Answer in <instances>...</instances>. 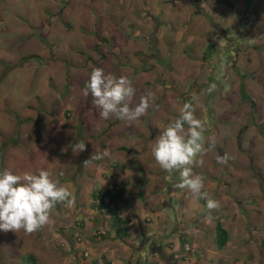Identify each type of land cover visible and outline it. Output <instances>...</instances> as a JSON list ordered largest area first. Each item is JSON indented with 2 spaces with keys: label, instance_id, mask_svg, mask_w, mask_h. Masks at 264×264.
Listing matches in <instances>:
<instances>
[{
  "label": "rangeland",
  "instance_id": "obj_1",
  "mask_svg": "<svg viewBox=\"0 0 264 264\" xmlns=\"http://www.w3.org/2000/svg\"><path fill=\"white\" fill-rule=\"evenodd\" d=\"M211 1L0 0V171L47 170L74 198L71 205L58 203L37 232L0 230V264H25L22 255L29 253L34 264H87L91 252L126 251L122 243L131 244L138 230L168 232L170 219L163 230L161 222L154 229L148 214L140 229L133 220L120 240L109 218L88 207L89 194L113 182L125 161L158 176L151 146L179 117L183 95L204 122V152L196 158L203 163L191 166L193 174L220 207L209 214L205 199L177 189L179 176L172 180L183 199L178 213H187L181 222L186 240L181 245L180 235L169 237L167 251L179 264H264V24L220 3L226 0L206 8ZM206 45L212 48L204 55ZM221 47H232L226 57L218 54ZM94 68L131 80L130 106L150 95L146 113L134 122L101 119L91 96L82 95ZM210 75L216 82L204 93L199 87ZM129 125L135 128L127 137ZM80 142L85 151L73 152ZM105 150L108 156L90 159ZM225 154L227 163H218ZM148 204L159 208V202ZM132 205L121 202L119 214L130 217ZM217 219L227 231L222 248L213 237ZM95 231L108 238L100 240Z\"/></svg>",
  "mask_w": 264,
  "mask_h": 264
},
{
  "label": "clouds",
  "instance_id": "obj_2",
  "mask_svg": "<svg viewBox=\"0 0 264 264\" xmlns=\"http://www.w3.org/2000/svg\"><path fill=\"white\" fill-rule=\"evenodd\" d=\"M134 93L132 82L126 76L117 78L106 75L102 68L92 70L82 90L85 98L91 96L92 105L98 110L101 119L114 117L128 122L137 121L149 108L150 95L141 96L138 104L130 106ZM194 111L191 103H185L179 109V117L159 132L151 146V153L162 170L169 174L179 173L180 179L175 185L177 189L206 200L210 214L220 204L202 192L203 178L194 175L191 167L194 163L202 165L203 161H197L196 158L204 152V122L195 117ZM85 149L83 142L73 145V152L79 153ZM108 155V150H105L103 153H94L90 159H103ZM228 159L225 154L218 156L217 162L226 164ZM65 201L71 205L74 198L66 187L51 178L47 170L22 174H14L7 169L0 171V230L4 232L23 231L30 235L39 231L49 224L52 209Z\"/></svg>",
  "mask_w": 264,
  "mask_h": 264
},
{
  "label": "crops",
  "instance_id": "obj_3",
  "mask_svg": "<svg viewBox=\"0 0 264 264\" xmlns=\"http://www.w3.org/2000/svg\"><path fill=\"white\" fill-rule=\"evenodd\" d=\"M200 1L202 2L203 0H200ZM213 1H211V2H213ZM215 1L216 2L214 4L213 3L209 4V6H206V8H208V9L213 8L215 10L218 8V6H220V3H221L222 5L229 7V9H233V6L236 5L235 8L238 9L240 15H241V13H242V16H244L245 14L248 15L251 12L250 13L251 16L253 15L254 17H256V24H258V23L264 24V1H257L256 2V0H229V1L226 0V1H223L220 3L217 0H215ZM238 11H236V12H238ZM209 14H211V13H209ZM196 15H199V14H196ZM196 19H194V21ZM242 26H244V25H242ZM225 47H227V46L225 45ZM221 48H223V47H221ZM224 50H226V49L223 48V50H221L219 52V55L226 57L227 54H229L231 49L229 50L228 53H227V51H224ZM184 60H188V59L185 58ZM206 60L207 59L202 61V63L204 64L205 62H207ZM189 62H191V61H189ZM212 81H215V80H212ZM254 81L259 82V79H256ZM210 82L211 81H209V83H207L205 87H199V89L204 90L203 92L206 93L207 92L206 90L209 89V87H211V85H209V87H208V84H210ZM261 82L262 83H261L260 89L262 90V87L264 88V80H261ZM201 83H202V81H201ZM244 84L246 85L247 88H250L249 87L250 83L248 84V83H246V81H244ZM262 91H260L261 92L260 97H264V91L263 92ZM204 93L202 95H204ZM209 123H211V120H209L207 122L208 126H210ZM128 128L130 130V133H127L126 136L130 137L134 133L133 130H134L135 126L129 125ZM185 129H187L186 124H185ZM211 129H212V127H210V130ZM125 162L123 164L124 167L116 169L117 174L114 173V178L112 180H113V182H115V181L123 182V184H124L123 185V189H124L123 190V196L126 198L127 202L129 201L133 204L132 205L133 209H134L133 214L132 215L130 214V217H124V218L128 219V227L131 225L133 220H135L136 222L140 223V225H138V228L140 229L141 224L144 225V219L149 220L150 216H152L154 220L150 219L151 220V223L149 224L150 228H154V229L157 228V223L161 222V223H163L161 225V227H162L161 230H163V227H165V225L168 224L167 219H170V221H172V222L169 224L170 225L169 231L162 233L159 230L158 231H156V230H151V231L143 230V232H145L146 234H151L148 236L149 242L147 241V243L151 245V246H148V249H147V247H144L140 251H128L129 250V244L122 243V245L127 247L126 251H121V249H119L116 246L114 248V250L109 251V257L104 254L106 251H100L98 253L91 252V253H93L92 255L90 252L87 251L88 254L91 255V256H89V259L88 258L87 259L91 260L90 262L95 261L97 264L99 263L96 260L97 257L100 258V264H106L104 261L109 262L108 264H179L178 260L173 258L174 256H176V253L173 252V254H171L170 251H167V248H166L167 242H168L167 240H169V237L170 238L175 237L174 235H176V237H178V235H180L179 240H181V236L184 233H186L184 226L183 225L181 226V222H183V219H185V217H187V213L185 211L182 212L183 214L178 213V205L183 200L182 195H180L181 191H176L175 187L171 185L172 180H175L177 178V176H179V173L173 172V173L169 174L168 172L161 169L160 172H158L159 173L158 176L159 175L162 176V178L160 179L158 176H155L152 174L153 173L152 169L141 170V169L137 168L136 165L127 167ZM127 176H131L133 178V180H129V178H126ZM151 181L153 183H151ZM175 182H176V180H175ZM141 186L143 188H141ZM152 186H154L153 189H151ZM150 189H151V192H149ZM257 189H258V186H257ZM156 194L159 195V198L155 197ZM128 195H129V197L133 196V198H135L136 201L135 200L132 201V199L130 200L129 197L127 198ZM170 197H172V199L177 198V203L174 202V200H171ZM155 198H157L159 201H156ZM145 201H147L146 204H145ZM158 202H159V208L151 207L148 204V203H152V205H153V204H156ZM172 202H174V203L172 204ZM182 210L183 209H181L180 212ZM143 211L145 212L144 215H146V216H143V214H142ZM153 211H155V212H153ZM148 214L150 216H148ZM166 214L170 217L168 218V216ZM175 230H178V232L174 233ZM170 235H172V236H170ZM131 242H132V240H131ZM145 246H146V244H145ZM116 249L118 251H115ZM87 252H84V254H86ZM90 262L87 264H90Z\"/></svg>",
  "mask_w": 264,
  "mask_h": 264
},
{
  "label": "trees",
  "instance_id": "obj_4",
  "mask_svg": "<svg viewBox=\"0 0 264 264\" xmlns=\"http://www.w3.org/2000/svg\"><path fill=\"white\" fill-rule=\"evenodd\" d=\"M212 47L210 45H206V52L204 55L210 54V49ZM241 86V85H240ZM242 87V86H241ZM239 87V89L241 88ZM183 105L185 103H191L189 97H182ZM192 104V103H191ZM123 150H128L125 147H120ZM111 164H115V162H111ZM123 182H111L106 187L102 189H93L89 194V204L88 207L91 210H94L101 215H106L109 218L108 227L109 230L112 231L113 235L120 239L124 240L128 236V219L122 217L119 214V205L121 202H126V198L123 196ZM214 242L217 248H222L227 240V231L223 227V225L219 222V220H215L214 222ZM95 236L100 237V240L108 238L106 233H99L95 231ZM186 239L181 238V245ZM182 258V257H180ZM22 260L25 264H34V256L32 254H24L22 255ZM106 264L109 262L104 261ZM90 264H97L95 261L90 262Z\"/></svg>",
  "mask_w": 264,
  "mask_h": 264
},
{
  "label": "flooded vegetation",
  "instance_id": "obj_5",
  "mask_svg": "<svg viewBox=\"0 0 264 264\" xmlns=\"http://www.w3.org/2000/svg\"><path fill=\"white\" fill-rule=\"evenodd\" d=\"M186 1H189V0H186ZM222 31L223 30L220 29V34H222ZM227 47H229V46H227ZM231 48H227V53L229 52V50ZM229 66H231V65H229ZM206 78L208 79V81H211L212 80V76L211 75L210 76H207ZM183 96H185V95H183ZM149 235H151V234H146L142 230H138V232H137V238L136 239H133L132 242H131V244H129V247H130L129 248V251H140L144 247H147V249H148V246H151L150 244L147 243L148 236ZM145 244H146V246H145Z\"/></svg>",
  "mask_w": 264,
  "mask_h": 264
}]
</instances>
